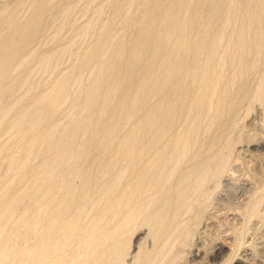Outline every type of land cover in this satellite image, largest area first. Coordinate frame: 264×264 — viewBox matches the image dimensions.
I'll list each match as a JSON object with an SVG mask.
<instances>
[{
  "label": "bare ground",
  "instance_id": "obj_1",
  "mask_svg": "<svg viewBox=\"0 0 264 264\" xmlns=\"http://www.w3.org/2000/svg\"><path fill=\"white\" fill-rule=\"evenodd\" d=\"M75 1L14 0L0 10V106L4 96L11 103L0 111V130L7 125L16 136H27L23 143L10 139L0 147V157L9 158L10 169L21 165L22 145L35 154L38 166L48 168L44 180L30 185L32 201L43 204L39 225L32 223L38 211L28 208L1 227L13 217L17 197L26 196L2 189L10 174L0 175V264L10 263L17 251L19 264H177L184 253L188 264H254L245 234L259 216L264 182L252 189L243 214L229 215L242 219L237 228L228 224L234 232L228 228L209 247L201 238L187 252L185 247L194 227L207 230L211 224L197 204L207 186L230 175V157L240 141L230 134L239 123L238 108L245 101H264V0H202L194 11V0H109L110 15L86 59L38 91L27 71L37 62L45 68L53 55L35 47L44 42L54 10L63 18ZM103 9L97 10V24ZM116 27L123 29L119 38L111 34ZM112 38L115 44L86 91L84 109L52 145L49 133L32 128L59 125L71 95L69 82ZM20 91L30 94L17 108L12 99ZM254 142L255 148L264 145ZM76 144L82 150L73 158ZM50 147L51 155L43 156ZM28 177L21 173L20 185ZM255 178L243 179L250 184ZM137 223L145 226L146 236L136 245ZM24 233L31 235L29 246L15 250L14 240Z\"/></svg>",
  "mask_w": 264,
  "mask_h": 264
},
{
  "label": "rangeland",
  "instance_id": "obj_2",
  "mask_svg": "<svg viewBox=\"0 0 264 264\" xmlns=\"http://www.w3.org/2000/svg\"><path fill=\"white\" fill-rule=\"evenodd\" d=\"M97 1H98V3L96 4ZM97 1L93 4L91 2V0H88V1L87 0H76L72 5L73 9L72 8L70 9L71 12L69 11L68 15H66L63 18L60 16V9L54 10L53 16L49 19V22H48L49 28L47 30V34L45 36L44 42L41 41L42 43L37 44L35 47V49L39 48V49H41V51H43V53H46L48 55L50 54L51 57L53 55V57H52V59L50 58V62L48 61V63H47L48 65H46L45 68H42L39 65V63L37 62L36 64L34 63L33 65H30L31 68L28 69V71H27V73H29V76L31 78V79L30 78L29 79L33 82V84H36V86L38 85L37 86V87H39L38 91L41 89L42 90H48L49 88H51L54 85V82L58 81L59 77L63 76L65 73L71 71L70 69H74V67L76 65L83 62L86 59L89 51L91 49H93L94 44L100 38L101 33L103 31V28H104L103 23L108 19L109 15H110V10L107 6L109 0H97ZM200 1H202V0H194L193 4L191 5L192 11L195 10L196 6L198 5V3ZM13 2H14V0H0V10H2V8H4V6L5 7L11 6L13 4ZM2 4H4V5H2ZM91 4L96 6V7L92 6ZM97 7L98 8L99 7L104 8L103 14L100 17V23L99 24H97V22L99 20V19H97V14H96L97 10H98ZM88 9H89V11H88ZM92 11L94 12L95 15L92 13ZM64 18H67L69 20L67 22H69V23H67L65 21L66 19H64ZM91 18L94 21L91 20ZM89 20H90V22H89ZM91 21L93 22L92 24H91ZM95 21H96V23H95ZM86 23H87V25H86ZM58 24H60V25L58 26ZM88 24L89 25L91 24L90 25L91 27ZM51 25H52V27H51ZM61 25H63V28ZM83 27H84V29L82 30ZM86 27H87V29L90 28V31L89 30L87 31ZM54 29H55V31L57 30L56 32H59L58 29L60 30L59 36L55 37L56 32L54 33ZM112 32L114 34V37L119 38V37H121V35L123 33V29L121 27H116L111 31V34H112ZM188 32H189V30H187L185 33L188 34ZM60 35H61V38H60ZM115 41H116L115 38H112L111 40H108V41L106 40L104 43L101 54L94 61H92V63L89 66H85L83 68V70L79 74L80 75L79 77H77L75 79L72 78L73 80L69 82L71 95H70V98L68 100H66V102L62 105L63 110L66 112H65V115H64L62 121L59 123V125L55 128H52V129H48L46 127H43V125L42 126H34L32 128V130H36L39 133L43 132V131H44V133H46V132L49 133V135L51 136V140L53 142L52 145H54L57 142L58 138L62 135L63 131L70 124V121L73 118H75L76 116H78L79 112L81 113L82 110L84 109L85 102H86V91L92 85V79H94V77L101 72V69H102L101 67L103 66L104 63H106L105 62L106 53H107L108 49H110V47H112L115 44ZM116 43H118V42H116ZM47 67H49V68L47 69ZM37 68H41V69L38 70ZM14 69H15L14 70L15 75L20 74V71H18L17 68L14 67ZM62 72H63V75H62ZM20 77L22 79H20L19 81L23 80L24 76H20ZM255 77H257V76H255ZM32 78L35 82L32 80ZM255 81H257V80H255ZM254 84H256V82ZM254 84H252V86H254ZM79 89H80L81 93H79ZM19 94H23V96L19 95ZM29 94L26 93L27 96ZM24 95H25V93L23 91V93L22 92L18 93L16 95L15 99L14 98L12 99V102L15 101V106H18L17 108L23 106V104H24L23 101H25L24 99H26V97H27ZM3 98L4 99H3V102L0 106V111H3L5 108H7V105L11 104V103L8 104L9 99L7 96H4ZM245 102L243 103V105H240V107L242 106V108H238L239 110H237V112H239V113L237 114L238 117H235V118H237L235 120L236 121L239 120V123H238V125L236 124L237 122L234 123V124H236L237 127L232 126V128L234 129V127H235V129L232 130V128H231L233 133L230 132L233 140L234 139L240 140V141H237V143L239 142V144L238 145L236 144L234 154L232 153L233 156L230 157L231 163L230 162L229 163L232 165L230 167L229 174L231 175V177H230V175H228L227 177H224L223 179H221L219 184L212 183V184H209L207 186V188L209 187V190L207 189V191H209V192L207 193V191H206L204 193V194H206V195H204L203 200H202L204 202H202L200 200L199 202H201V203H197V204L204 211L202 213V215H204L202 218L203 221L209 218L207 220V222H209L211 224H210L209 228L206 230L205 228H202L201 225H198L199 222L197 221L198 223H196V224L198 225V228L197 227L193 228L191 236L189 237V238H191V239H189L190 244L188 243L189 247L187 245H186L187 247H185L186 252L192 246L191 245L192 242L194 244V242L197 240L196 238L203 239V241H205L206 245L209 247V246H211V244L214 243V241L219 240V239L221 240L223 238V236L227 234L226 231L228 232V230L231 228V227L230 228L227 227L228 224H229V226L233 224L234 227L236 226V228H237V226L239 227L240 226L239 222H241V220H242L241 216H243L242 214L246 211V207H245L246 204L245 203H248L249 198L252 196L253 191L255 190V187L259 184V182H262V183L264 182V145L260 146L259 148H255L257 146L250 145V144L255 143L254 140L255 141H262V140L264 141V115H263L264 103H262L264 101L261 102L259 100H256V101L254 100L253 101V103L255 102L254 104H252L251 101L250 102L248 101L250 103V106H251V109L249 108L250 111H248V109H247L249 103L247 101H245ZM259 107H260V109H259ZM93 121L95 122V120H93ZM5 126H7V125H4V127H2V129L0 130L2 132V133L0 132V139H1L0 140V147L7 145L10 142V139H13V138L20 141L21 143H23V141L26 140L27 136H25V135L16 136L15 131L10 130L8 127L6 128ZM254 133H255V135H254ZM23 145H25V144H23ZM21 146H20V150H22V151L19 152L20 153L19 156L23 160V162L21 160V163H20L21 165H18L17 167L15 166V167L10 169L9 168V167H11L9 165L10 160L7 161L8 157H6L5 159L0 157V175H2V176L6 175L7 176L8 172L10 174V176H9L10 182L5 184L2 187V189L7 188V191L10 193L11 192L14 193V192H16V190H20L23 193H25L24 195L26 196L25 198L17 197V204H16V207L14 208L13 217L9 220H3V222L1 223L2 224L1 227H6V225L9 222H11V220L12 221L15 220L18 217V215L24 209L26 210L28 208H32L34 210H37L39 215L37 214L36 217L40 216L42 218L41 219L39 217L36 220V217H35V219L32 223H35V225H36L40 221L37 225L43 224L42 223L43 222V216L41 215L40 211L38 210L43 204H36L35 202H33L34 199L32 201V199L30 198V194L33 191V189L31 191L30 187L32 186L33 182H34V184H36L42 178H46L45 173L48 172L47 171L48 168L45 167L47 172L46 171L44 172V170H45L44 167L41 168L40 166H38V161L35 159L36 158L35 154H31L30 150H28L29 148H27L25 146H22V148H21ZM54 147H53V149H52V147H50V149H49L50 151H44L42 153V155L45 157L50 156L52 151H54ZM81 150L82 149H81L80 145L76 144L74 146L75 153L73 152V158H75L76 155H78L81 152ZM234 163L237 165H235ZM242 171H244V172H242ZM23 172L29 174V177H28V180L24 184L20 185L21 180L19 178H20L21 173H23ZM41 173L44 175V177H41V176H43ZM39 174H41V175H39ZM246 174H247L248 178L254 179V177H256L255 180L258 179V181L254 182V180H252L253 183L250 181L251 182L250 183L251 186H250V184L248 183L249 181L247 182L246 179H243L244 177L246 178ZM250 175L251 176L253 175L254 177L253 176L249 177ZM39 177L41 179H39ZM37 178L39 180L38 182L36 181ZM42 180H44V179H42ZM45 181H46V179H45ZM252 189H253V191H252ZM262 200L257 205V209L259 211L258 217H260V218L257 217L256 220L252 221V224L248 225L249 228L247 229L248 232H246L247 235L245 234L246 240H249L248 242H246L247 243L246 245L249 246L248 250H247L248 251L247 255H249L250 259H252L251 262H253V263L255 262L254 264H264V203H263L264 198ZM244 204H245V206H244ZM258 206H259V208H258ZM234 209L237 211H235ZM74 210H75V208H72V210H69V213L67 214L68 218L70 217L72 219L73 213L75 214ZM238 212L242 213V214L240 213L237 215V216H240L241 220H239V221L236 220L237 222L235 220L233 221V219H231L229 215L230 214L231 215L237 214ZM199 217H202V216L200 215ZM71 219H69V220H71ZM231 220L233 221V223ZM36 221H37V223H36ZM199 221H201V219ZM83 222H82V224H83ZM85 223H87V219H85L84 224ZM29 225H32V224L31 223L28 224L26 227L27 229L25 228L27 230L26 232H28V233H30L31 229H33V226H34V225L30 226V227H32L30 229V227H28ZM233 225H232V228H233ZM133 227H134V229L132 228V232L134 233V237L132 239V241H133L132 244L137 245L138 243L144 242L143 239H145V236H146L145 235L146 234L145 233L146 232L145 226H143L141 223L140 224L137 223V224H134ZM199 227H201V228H199ZM232 228L230 229V233L232 231ZM24 231L25 230H23V232ZM232 232H234V230ZM28 233L27 234L24 233V235L22 234V236H24L27 240L25 238L21 240V238H23L22 236H20L21 238L17 237L16 238L17 241H16V239L14 240L15 241L14 245L17 244L14 246L15 250L17 249L16 246H18L20 251L25 250L29 246V243H30L29 239H31L30 238L31 235L29 237ZM24 240H26V241H24ZM78 252L79 251H77V249L72 251L73 255L77 254ZM17 253H21V252L17 251ZM17 253L16 252L13 253L12 257L10 258L11 260H9L10 263H8V264H15V262L19 264V262H21L23 260L21 258L22 256H20L21 254H17ZM185 255H186V253H184L183 255H181L179 257V261L177 262V264H179V262H180V264H182V263L188 264L189 257L187 258V255L186 256ZM181 257H184V258H181ZM19 259H21V260H19ZM180 259H181V261H180ZM18 260H19V262H18ZM26 261H23V262L25 264H28L29 262L31 263V261H29V260L27 262Z\"/></svg>",
  "mask_w": 264,
  "mask_h": 264
}]
</instances>
